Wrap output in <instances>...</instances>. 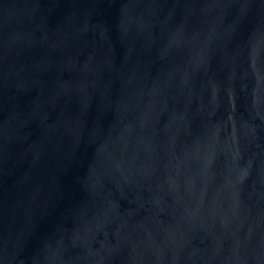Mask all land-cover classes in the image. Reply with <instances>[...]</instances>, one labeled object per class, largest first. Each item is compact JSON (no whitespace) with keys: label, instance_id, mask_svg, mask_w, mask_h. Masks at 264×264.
Here are the masks:
<instances>
[{"label":"water","instance_id":"obj_1","mask_svg":"<svg viewBox=\"0 0 264 264\" xmlns=\"http://www.w3.org/2000/svg\"><path fill=\"white\" fill-rule=\"evenodd\" d=\"M0 264H264V0H0Z\"/></svg>","mask_w":264,"mask_h":264}]
</instances>
